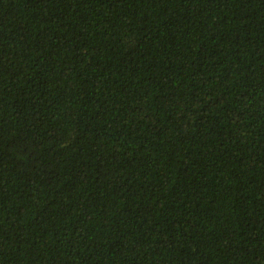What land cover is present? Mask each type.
I'll list each match as a JSON object with an SVG mask.
<instances>
[{
  "label": "trees",
  "instance_id": "16d2710c",
  "mask_svg": "<svg viewBox=\"0 0 264 264\" xmlns=\"http://www.w3.org/2000/svg\"><path fill=\"white\" fill-rule=\"evenodd\" d=\"M0 264H264V0H0Z\"/></svg>",
  "mask_w": 264,
  "mask_h": 264
}]
</instances>
